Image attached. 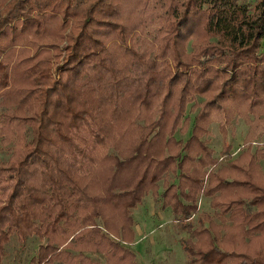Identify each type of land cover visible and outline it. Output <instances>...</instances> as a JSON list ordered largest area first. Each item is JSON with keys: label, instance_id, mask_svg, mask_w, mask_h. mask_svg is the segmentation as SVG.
Instances as JSON below:
<instances>
[{"label": "trees", "instance_id": "trees-1", "mask_svg": "<svg viewBox=\"0 0 264 264\" xmlns=\"http://www.w3.org/2000/svg\"><path fill=\"white\" fill-rule=\"evenodd\" d=\"M123 16L129 40L150 36L143 23L166 28L156 54L129 47ZM263 40L264 0H0V262L12 237H34L30 264H139L123 244L150 195L188 234L189 264H264L262 153L214 168L200 140L221 103L224 125L264 134ZM212 89L181 146L175 124ZM200 196L213 217L199 215Z\"/></svg>", "mask_w": 264, "mask_h": 264}, {"label": "rangeland", "instance_id": "rangeland-1", "mask_svg": "<svg viewBox=\"0 0 264 264\" xmlns=\"http://www.w3.org/2000/svg\"><path fill=\"white\" fill-rule=\"evenodd\" d=\"M141 13L144 16L147 12L143 9ZM123 17L124 20L120 24L124 27V35H127L129 47L136 50L139 46L141 49H144L150 57L153 53L156 54L158 47L165 41L166 28L158 30V27H155V25L150 26L143 23L145 29L150 32V36L145 37V33L137 31L136 34H133L134 37H131V40H129L128 34L131 32L130 25L133 21H128V19H130L129 16ZM137 19L136 21L138 22L139 20ZM135 27H137V25ZM202 35V33H197L195 36L196 39L192 43L190 42V47L199 44ZM104 37L108 43L113 37L112 40L115 41L114 45H116L117 39H115L111 33L105 32ZM112 49L113 48H110L109 45V54L112 53ZM186 49L189 51V44ZM260 49L264 54V40L261 43ZM114 54L120 66L127 64L128 55L124 54L122 49L115 51ZM216 94V90L212 89V91L208 92L205 96H198L192 103L187 105L186 118L177 122L172 131V139L174 141L180 142L181 146L184 145L191 135L194 117L198 112L207 108L205 104L211 102L217 96ZM218 107L227 109V107L231 108L232 106L221 103L220 106H214L211 110L208 109V122L205 131L200 136V140L204 141L205 145L212 150L213 157L218 160L214 168L222 165L228 167L229 162L239 158V156L246 151L252 155L259 151L262 153V157L255 162L258 171H256L257 175L255 181L264 186V134L258 131L254 139L249 140L247 136L250 129L249 125L243 120L237 119H231L227 125H224L221 114L223 110H217ZM227 146H230L229 155L223 156L221 152ZM2 160H4V152L0 149V161ZM247 162L248 159L246 158L240 161L241 164ZM164 181L166 183H176V175L170 173L164 178ZM159 186L162 192V182L159 183ZM209 204L210 199L200 196L198 203L199 215L203 213L213 217V210L210 209ZM130 214L134 222V238L133 242L126 245L123 244V246L129 248L135 254L136 261H138L139 264H189V259H187L186 255L183 253V248L180 244L181 240H187L188 234H185V232L181 230V226L174 221V215H172L170 208L163 209L158 202L153 200L152 196L147 195L142 199L139 206L130 211ZM195 220H197V217L192 221ZM221 229L222 234H225L227 230L223 229L222 226ZM39 244L40 241L33 237L28 238L23 246H20L15 238L12 237L4 247V256L0 264H30L29 260L32 256H35ZM89 256L92 259L102 260L99 254Z\"/></svg>", "mask_w": 264, "mask_h": 264}]
</instances>
